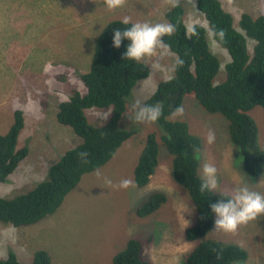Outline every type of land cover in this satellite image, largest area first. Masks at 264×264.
<instances>
[{
	"label": "rangeland",
	"instance_id": "374dc122",
	"mask_svg": "<svg viewBox=\"0 0 264 264\" xmlns=\"http://www.w3.org/2000/svg\"><path fill=\"white\" fill-rule=\"evenodd\" d=\"M220 1L235 17L238 29L243 13L254 18L264 16V0ZM31 3L39 8L29 7ZM178 5L186 11L189 30L197 24L207 29L210 49L222 63L216 83L222 82L224 67L230 61L227 50L213 36L196 0H179ZM172 7L169 0H126L123 7L111 11L103 0H0V135L12 126L14 112L23 110L26 127L19 138V148H29L27 158L7 182H0V197L11 199L31 191L48 179L51 167L66 151L82 143L70 127L58 122L57 114L60 104L69 101L73 92L86 93L81 77L90 70L103 30L124 17H130L132 23H169L165 14ZM50 18L57 21L51 24ZM254 46L255 42L249 41L251 51ZM144 60L151 64L150 77L135 87L119 122L121 130L135 129L136 134L106 166L84 176L54 215L21 227L0 223V259L14 252L23 264H32L35 252L44 249L53 264H113L114 257L134 238L144 245V259L154 264H180L195 246L187 241L186 231L195 223L196 209L186 189L172 178L173 157L162 144L159 165L150 183L139 187L134 180L147 135L153 130L161 135V126L157 122H135L131 119L133 106L136 102L144 105L160 82L175 75L177 55L166 47ZM183 108V116H175L174 120H189L191 133L202 140L200 175L203 177L205 163L217 168L215 192L231 196L235 188L248 186L251 181L259 186L257 192L264 194V173L255 180L246 175L243 154L231 140L228 120L207 112L191 97ZM262 110L256 107L251 114L257 121L264 149ZM111 113L112 109L86 110L93 126L103 125ZM209 130L215 132L211 144L206 139ZM236 162L245 178L236 177L240 174ZM124 179H131L134 187L119 188ZM106 180H111L112 185ZM156 192L166 194L168 201L155 213L139 217L141 203ZM210 236L247 250L246 262L234 264H264V215L235 233L216 230L214 225Z\"/></svg>",
	"mask_w": 264,
	"mask_h": 264
},
{
	"label": "trees",
	"instance_id": "16d2710c",
	"mask_svg": "<svg viewBox=\"0 0 264 264\" xmlns=\"http://www.w3.org/2000/svg\"><path fill=\"white\" fill-rule=\"evenodd\" d=\"M196 2L213 32H225L223 40L218 36L215 38L229 52L231 59L224 67L226 78L216 83L222 63L210 49L206 29L197 24L192 28L193 34L187 27L186 11L181 5L167 11L165 18L175 25L176 31L162 39L177 55V60L184 63L178 66L176 61L175 75L160 82L156 92L144 103L162 106L163 114L157 121L161 135L157 130L147 135L134 170V180L139 187L150 183L159 165L162 144L173 157L172 178L189 193L197 213L195 223H191L186 231L187 241L195 246L180 264H234L246 261L248 252L242 245L226 244L210 236L215 225L211 204L230 197L215 191L200 192V156L204 144L191 133L190 121H175L172 112L177 106L183 107L185 100L191 97L207 112L224 115L229 122L231 140L243 154L245 173L254 180L263 175L264 150L257 121L251 112L256 107H261L264 112V16L254 19L249 14L242 15L239 31L234 25L235 17L226 11L220 0ZM29 7L39 8L33 3ZM49 20L51 24L57 21ZM130 26L117 20L103 30L92 55L90 70L81 77L86 93L75 91L69 101L59 106L58 122L70 127L82 143L66 151L51 167L48 179L31 191L11 199L0 197V223L21 227L54 215L84 176L106 166L136 134L135 129L121 130L119 122L127 111L128 98L135 87L150 77L151 64L124 57L130 44L128 39L122 41L120 48L114 47V30ZM248 39L255 41L252 51ZM91 108L112 109V113L103 125L93 126L86 115V110ZM25 127V112L19 109L14 112L8 132L0 135L2 183L7 182L29 154L27 146L19 148V138ZM81 152L88 153L87 163L81 160ZM167 201V195L162 192L152 194L138 208L139 217L155 213ZM143 247L138 239H130L114 257L113 264H153L143 258ZM217 253H220L219 258ZM0 264L23 263L10 252L6 259H0ZM32 264L53 263L50 254L40 249L35 252Z\"/></svg>",
	"mask_w": 264,
	"mask_h": 264
},
{
	"label": "clouds",
	"instance_id": "9594fccd",
	"mask_svg": "<svg viewBox=\"0 0 264 264\" xmlns=\"http://www.w3.org/2000/svg\"><path fill=\"white\" fill-rule=\"evenodd\" d=\"M125 2L126 0H103L104 5L110 11L123 7ZM169 3H171L172 6L175 7L178 6L179 0H169ZM244 14H249V13H243L242 15ZM242 15L240 16V20ZM235 22L236 20L234 21V25ZM122 23L124 25L131 24V26L126 27L123 30L120 29L114 30L113 45L116 48H120L122 41L124 39H128L130 41V44L127 46L124 57L129 60H134L136 62H140L144 60L146 57H152L156 55L158 49H166L167 47L166 43L163 41L162 38L165 36H170L176 31V27L173 24H169V23L151 24L147 22L132 23L130 17H124ZM238 30L240 31V26ZM190 31L193 34H195L194 29H190ZM211 31L213 32L212 29ZM213 36H218L220 40H223L225 38V32L223 30H220L219 32H213ZM249 41L255 42L254 40L248 39V46H249ZM183 63H184L183 60L180 59L177 60L178 66H182ZM133 110H134V116L131 119H134L135 122L141 124L155 123L160 119V117L163 114L162 106L159 103H157L156 105H142L139 102H136V104L133 106ZM183 114H184V108L182 106H177L172 112V116L174 117L183 116ZM206 139L209 144L214 143L215 132L209 130ZM79 156L81 160L87 163V156H88L87 152H81L79 153ZM236 164L239 166L237 162ZM236 164H235L236 169L240 171V174L239 175L237 174L236 177L245 178L240 166L238 167ZM202 171H203V177L200 185V192L204 193L205 191H215L218 188L217 168L210 163H205L203 165ZM246 175L249 177L248 174ZM106 183L110 186L112 185L111 180H106ZM118 187L123 189L134 187V182L131 179H124L120 182ZM220 187H222V185H220ZM257 191L259 190L255 186V182L249 181L248 186L242 185L235 188L231 196L225 194L230 197L229 199L227 200L221 199L217 203L211 204L210 206L211 210L213 213L216 214V220H215L216 230H222L225 233H235L241 226H245L248 223L257 220L260 216L264 215V194H261L260 192ZM219 257H220V253H217V258Z\"/></svg>",
	"mask_w": 264,
	"mask_h": 264
},
{
	"label": "flooded vegetation",
	"instance_id": "af4514ba",
	"mask_svg": "<svg viewBox=\"0 0 264 264\" xmlns=\"http://www.w3.org/2000/svg\"><path fill=\"white\" fill-rule=\"evenodd\" d=\"M236 6H238V5H236Z\"/></svg>",
	"mask_w": 264,
	"mask_h": 264
},
{
	"label": "water",
	"instance_id": "95a60500",
	"mask_svg": "<svg viewBox=\"0 0 264 264\" xmlns=\"http://www.w3.org/2000/svg\"><path fill=\"white\" fill-rule=\"evenodd\" d=\"M59 112V111H58ZM58 115V114H57Z\"/></svg>",
	"mask_w": 264,
	"mask_h": 264
}]
</instances>
